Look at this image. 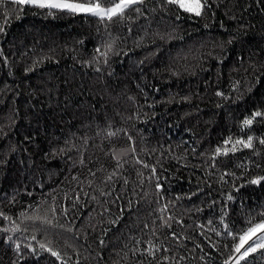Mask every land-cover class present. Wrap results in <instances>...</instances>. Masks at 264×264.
<instances>
[{
  "label": "trees",
  "instance_id": "16d2710c",
  "mask_svg": "<svg viewBox=\"0 0 264 264\" xmlns=\"http://www.w3.org/2000/svg\"><path fill=\"white\" fill-rule=\"evenodd\" d=\"M0 27V264H264V0Z\"/></svg>",
  "mask_w": 264,
  "mask_h": 264
},
{
  "label": "snow or ice",
  "instance_id": "6c2138e0",
  "mask_svg": "<svg viewBox=\"0 0 264 264\" xmlns=\"http://www.w3.org/2000/svg\"><path fill=\"white\" fill-rule=\"evenodd\" d=\"M13 3L19 4H38L41 8L48 9H57L61 11H68L70 13H89L93 16L99 17L100 19L107 18L111 20L115 16H123L125 11L133 5L142 3L143 0H109L111 6L104 7L98 0H87L86 3H78L71 2V0H12ZM170 4H178L180 8H183L185 11L194 12L197 16L201 15V9L206 6L207 0H167ZM0 31H3V28L0 27ZM261 113H255V116H260ZM244 123L246 125L251 124V120H245ZM252 137H248V142L245 144L244 141H237V143L244 144L245 147L251 146ZM264 143V141H261ZM220 149H217L219 152ZM252 183H259L258 180L252 181ZM231 198V197H229ZM7 231V229H5ZM258 231H264V223L257 224L247 230L245 235L240 237L241 243L236 246V252H240L241 248L244 247L245 244L248 243L249 240L252 239L253 236L256 235ZM259 240L260 244L256 245V247L264 248V236H260ZM44 247V245H41ZM256 247L249 245L247 249L241 254L240 259H245L250 252H254ZM53 256L59 258V254L56 252H52Z\"/></svg>",
  "mask_w": 264,
  "mask_h": 264
},
{
  "label": "rangeland",
  "instance_id": "374dc122",
  "mask_svg": "<svg viewBox=\"0 0 264 264\" xmlns=\"http://www.w3.org/2000/svg\"><path fill=\"white\" fill-rule=\"evenodd\" d=\"M186 2H187V0H186ZM81 13H83V12H81ZM87 14H89V13H87ZM260 232H261V231H258V232L256 233V235L253 236L252 239L248 241V243L251 242V241H253V240H256V238H257V237H258L263 231H262L261 233H260ZM248 243L245 244L244 247H245L246 245H248ZM244 247H243V248H244ZM243 248H241V251H240V252H242V249H243ZM240 252H239V253H240Z\"/></svg>",
  "mask_w": 264,
  "mask_h": 264
}]
</instances>
